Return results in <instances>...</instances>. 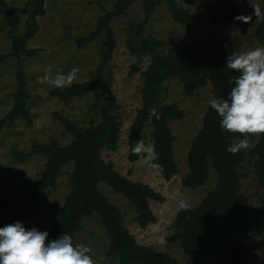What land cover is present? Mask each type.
Returning a JSON list of instances; mask_svg holds the SVG:
<instances>
[{"label": "trees", "instance_id": "1", "mask_svg": "<svg viewBox=\"0 0 264 264\" xmlns=\"http://www.w3.org/2000/svg\"><path fill=\"white\" fill-rule=\"evenodd\" d=\"M47 0H33L32 14L26 21V32L23 36L15 35L19 29V18L14 10L0 0L5 11V23L11 28L13 36L11 53L0 56V65L7 59L22 57L36 58L42 50H28L27 44L32 41L39 30L37 18L46 13ZM237 0H204L209 17L214 25L226 26L233 22L238 14ZM262 12L264 14V0ZM142 6L144 19L137 26L140 39L138 50H133L140 63L146 65L141 73V107L128 132V160L136 163L142 154L133 155L131 148L142 140L147 126L153 128L154 151L157 154L154 170H160L164 179L169 182L179 173L174 156V143L171 125L184 119V112L177 104H161L165 83L178 79L183 85V94L188 98L196 95L200 77L206 76L212 84V98L225 97L232 85L229 83L237 73L225 64L227 57L240 53L241 38L235 37L229 44L222 46L214 38L205 37L197 44L182 50L175 48L168 52L164 43L152 35L145 37V30L152 15L160 5H165L171 13L172 20L183 27H189L193 17L184 8L181 0H117L113 9L104 11L95 30L79 40V45L91 44L105 37L106 48L93 79L75 83L70 86L51 90L50 96L68 105L74 99L93 95L96 100L91 104L88 113L91 123L80 127L68 117L57 114L56 117L66 133L72 136V142L62 146L53 139L48 144L33 142L28 152L13 150L11 155L17 162H27L34 156L46 158V164L40 177L29 184L22 182L9 185L0 196V207H6L13 197L21 195L23 206L10 220L0 222V227L15 221L26 226L29 219L41 214L38 202L40 194L56 190L58 179L63 170L74 165L69 177V193L60 210L57 221L48 229V239H56L68 234L73 243L83 229V222L88 218L99 217L109 239L107 258L117 260L118 264H179L171 255L157 252L155 249L139 245L125 225L122 211L113 205L102 193L100 185L110 187L116 194L125 197L136 209V222L142 229L155 224L157 218L151 209L150 202L164 203L165 198L151 186L134 182L119 174L112 161L106 162L103 151L116 152L121 138V123L116 111L118 100L111 91L110 63L117 47L114 20L127 15L135 4ZM256 39L264 44V19L255 31ZM148 57L149 59H145ZM138 68L134 67L133 72ZM13 105L9 113L0 121V132L12 130L18 120L33 124L31 114L32 95L27 75L21 69L16 73V91L12 94ZM155 108L156 114L150 115L149 109ZM219 117L209 106L203 119L202 129L194 139L188 153L189 173L182 181L184 188L197 190L204 187L213 170L217 182L201 203L186 211H179L173 224L172 241L179 243L185 255L193 264H208L210 259L221 253L216 264H250L252 255L251 222L246 212L248 198L241 193L242 176L239 170L246 161V152L236 154L228 152L229 144L239 141V133H226L218 124ZM258 138L251 154L259 184L264 188V134H252L249 141ZM248 141V142H249ZM255 224L264 231V202L253 209Z\"/></svg>", "mask_w": 264, "mask_h": 264}, {"label": "rangeland", "instance_id": "2", "mask_svg": "<svg viewBox=\"0 0 264 264\" xmlns=\"http://www.w3.org/2000/svg\"><path fill=\"white\" fill-rule=\"evenodd\" d=\"M117 0H47L46 13L37 18L39 26L36 37L27 44L28 50L40 49V55L33 59L22 57L20 60L7 59L0 65V121L9 113L13 105L12 94L16 91V73L21 67L29 82L32 95L31 114L33 124L18 120L14 129H4L0 132V196L9 185L22 182L29 184L36 181L43 172L46 158L34 156L27 162L13 160L12 151L28 152L33 142L48 144L56 139L62 146L69 145L73 138L65 132L64 127L56 117L61 114L68 117L80 127H88L91 115L88 110L96 100L93 95L74 99L68 105L50 96L51 90L70 86L75 83L87 82L93 79L94 73L102 60L106 48L105 37L91 44L79 45V40L89 36L96 28L99 18L104 11L113 9ZM9 5L19 18V29L15 35L23 36L26 32V21L32 14L33 0H2ZM184 8L190 11L193 20L189 27L176 24L165 5L157 7L145 30V37L152 35L164 43L168 52L175 48L197 44L205 37L214 38L220 45L229 44L235 37L241 38L240 53L257 47H264L255 37V31L264 19L262 0H237L238 14L236 19L226 26L214 25L209 17L204 0H181ZM254 7L261 10V15H252ZM144 19L142 6L138 3L112 23L117 41L114 57L110 63L111 91L118 100L116 111L121 123V138L116 152L103 151L104 161H112L116 171L134 182L151 186L161 194L165 201H151V209L157 218L155 224L146 229L140 228L136 222V209L122 195L116 194L110 187L101 184L100 189L108 200L118 207L125 216V225L134 236L137 243L148 246L157 252L171 255L179 264H193L190 257L185 255L180 244L174 243L173 224L179 211L177 203L183 199L190 202L191 209L197 207L212 190L217 182L213 170L207 184L197 190L184 188L183 179L189 173L188 153L192 143L203 126V119L210 106L212 84L206 76H201L197 93L192 98L183 94V85L178 79H170L165 83L161 96V104H177L184 112L182 121L171 125L174 143V156L179 167V173L167 182L160 170H154L144 163L150 159V153L141 152V159L136 163L128 160V132L137 111L141 107V89L143 86L142 72L146 65L140 63L133 50H138L140 39L137 26ZM13 36L11 28L5 23V11L0 6V56L11 53ZM134 67L138 68L133 72ZM63 75L70 79L62 86H56L57 76ZM258 138L249 141L246 161L239 170L241 193L248 198L246 212L251 222L252 255L250 264H264V231L257 228L253 209L264 202V188L259 184L254 159L251 154ZM141 142L146 147H154L153 128L147 126ZM239 141L234 142L238 143ZM74 165H68L58 179V187L53 191L40 194L38 202L42 208L41 214L28 220L26 228L36 227L45 231L58 218L69 193V177ZM24 204V198L17 195L6 207H0V222L10 220ZM78 244L90 249L94 264H118L110 260L108 252L109 239L99 217L88 218L83 222V229L77 235ZM221 253L214 256L208 264H216Z\"/></svg>", "mask_w": 264, "mask_h": 264}, {"label": "clouds", "instance_id": "3", "mask_svg": "<svg viewBox=\"0 0 264 264\" xmlns=\"http://www.w3.org/2000/svg\"><path fill=\"white\" fill-rule=\"evenodd\" d=\"M261 10L254 7L252 15L259 17ZM145 59H149L145 57ZM225 64L237 75L229 81L232 85L225 97H213L210 107L219 117L218 124L226 133H239L238 143L229 144L226 149L232 154L247 149L249 136L264 134V47H257L244 53H233ZM70 79L59 75L54 83L62 86ZM156 114L155 108L149 109ZM150 153L144 163L151 168L157 154L151 147L137 141L131 153ZM190 202L183 199L177 203V211H186ZM49 233L36 227L26 228L22 222L15 221L0 227V264H94L90 249L74 244L68 234L49 240Z\"/></svg>", "mask_w": 264, "mask_h": 264}]
</instances>
